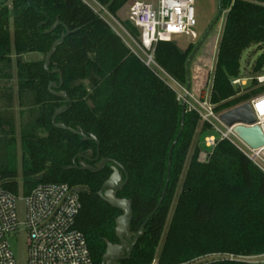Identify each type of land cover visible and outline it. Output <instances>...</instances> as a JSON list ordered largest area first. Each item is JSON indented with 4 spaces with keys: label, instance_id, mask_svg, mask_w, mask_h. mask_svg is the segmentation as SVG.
<instances>
[{
    "label": "trees",
    "instance_id": "16d2710c",
    "mask_svg": "<svg viewBox=\"0 0 264 264\" xmlns=\"http://www.w3.org/2000/svg\"><path fill=\"white\" fill-rule=\"evenodd\" d=\"M98 1L117 17L130 0ZM222 8L227 14L211 101L219 105L218 110L227 111L264 92V85L255 79L264 73V53L252 68V81L242 89L231 84L242 76L244 52L264 46V0H222ZM57 21L61 25L50 32ZM123 24L141 40L131 22ZM65 26L72 33L57 48L50 70H61V90L70 97L71 107L57 123L96 136L98 160L95 142L52 123L55 111L68 103L48 90L51 83H59V76L46 72L44 63ZM194 49L191 44L181 51L173 40L161 41L156 45V62L186 87V63ZM29 54L44 60H24ZM12 71L18 100L22 103L32 95L38 117L22 132L20 170L1 157L0 185L15 195H28L40 184L82 188L76 229L85 236L94 264H102L108 245L118 243L116 221L122 214L98 196L113 165L98 173L67 168L83 154L85 158L75 162L78 166L98 167L102 160L111 159L126 169L129 180L117 198L131 201L134 237L162 197L169 149L181 126L182 103L166 80L81 0H0V82L11 81ZM7 97L13 99L12 94ZM6 127L15 128L8 116L0 114V130ZM199 127L200 140L189 159ZM208 134L209 127L201 126L199 115L186 112L163 202L144 226L131 256L119 264H150L161 244L162 264H252L225 256L264 255V172L228 141L220 142L208 160L200 162ZM210 256L218 258L194 263Z\"/></svg>",
    "mask_w": 264,
    "mask_h": 264
},
{
    "label": "built area",
    "instance_id": "2783aa9c",
    "mask_svg": "<svg viewBox=\"0 0 264 264\" xmlns=\"http://www.w3.org/2000/svg\"><path fill=\"white\" fill-rule=\"evenodd\" d=\"M81 1L107 23L148 68L183 89L184 95L180 96L166 81L176 91L177 99L185 103L186 112L197 113L200 122L209 127V134L204 138L207 154L203 153L202 158L199 156L200 162H206L220 142L228 141L264 172V146L251 148L235 132L240 124L228 126L221 120V115L229 110L220 111L219 105L212 103V89L210 92L206 88L194 93L191 88L187 93L186 88L167 75L156 62L155 50L159 42L172 41L178 35L197 38L193 30L197 26L195 0H156L154 3L133 1L128 7V21L142 33L140 41L131 35L107 6L98 0ZM253 79L246 72L233 79L231 84L234 88L242 89ZM255 79L259 84H264V74ZM247 103L251 105L256 122L245 126H258L264 135V92L252 97ZM75 190L68 184H40L28 195H15L0 185V264H17L8 237L17 232L22 224L18 219V201L22 199L25 202L23 225L27 230L28 264H94L85 236L76 229L82 204L79 192ZM225 257L252 264L250 259L259 257L264 263V255ZM150 264L162 263L156 256Z\"/></svg>",
    "mask_w": 264,
    "mask_h": 264
},
{
    "label": "rangeland",
    "instance_id": "374dc122",
    "mask_svg": "<svg viewBox=\"0 0 264 264\" xmlns=\"http://www.w3.org/2000/svg\"><path fill=\"white\" fill-rule=\"evenodd\" d=\"M133 1L154 3L156 0H130L127 5L118 13V19L124 23L128 20V7ZM219 1L220 0H195V13L197 26L193 28L197 38L191 39V37L186 35H178L173 37V41L179 47L181 51H185L186 48L193 44L195 47L207 32L209 27L214 22L216 16L219 12ZM233 1V0H232ZM227 10L222 8V15L217 23L212 28L207 39L203 43L200 50L197 52L196 56L191 62L190 72H191V88L194 93H198L201 89H206L210 92L213 83V72L216 63V57L218 53V48L220 44V39L223 31L224 20L226 17ZM140 33V39H142V33ZM261 48V49H259ZM253 47L244 52L241 59V75L249 72V77H252V68L256 60L264 53V46ZM26 61H38L44 60L43 56L36 54H29L24 57ZM13 79L11 81H1L0 82V114L2 116H8L14 125V131H11L9 127L5 128V131L0 130V159L3 156L6 160L15 163L16 167L20 170L21 163V147H22V132L23 130L30 126L33 121L38 117V109H34L33 96L29 95L24 98L23 102L20 103L17 97V79L16 72L12 71ZM264 74V73H263ZM165 80V77H164ZM171 86H173L180 96L184 95L183 89H180L172 82L166 80ZM264 85V84H263ZM186 88V87H185ZM8 94H12V100L9 101ZM201 126H203L201 122ZM200 128L198 129L197 135L194 140V144L189 155V159L193 152L196 144L199 143ZM213 133V132H212ZM12 144H11V143ZM14 145V146H13ZM204 148L201 151L202 154L207 152V148L202 143ZM207 154V153H206ZM188 164V163H187ZM18 219L22 224L19 230L12 233L8 237V241L11 246V250L14 254V258L17 264H28V245H27V230L23 222L25 221V202L24 200L18 201ZM162 244L158 250L156 256H158ZM218 256H210L202 260H198L194 263L200 261H210L212 259H217ZM254 264H264L261 263V258H251Z\"/></svg>",
    "mask_w": 264,
    "mask_h": 264
},
{
    "label": "water",
    "instance_id": "95a60500",
    "mask_svg": "<svg viewBox=\"0 0 264 264\" xmlns=\"http://www.w3.org/2000/svg\"><path fill=\"white\" fill-rule=\"evenodd\" d=\"M222 15V0L219 1V12L216 16L214 22L209 27L207 32L204 34V36L201 38L191 55L189 56L187 63H186V71H187V85H186V92L189 93L191 90V72H190V65L194 57L196 56L197 52L202 47L203 43L207 39L209 33L211 32L214 25L217 23V21L220 19ZM61 25V22L57 21L52 29L53 31L57 26ZM72 33V31L65 26V32H63L59 39H57L51 46L49 52L45 56V63H44V69L46 72H51L52 74H57L59 76V83H51L48 87V90L50 93H52L55 97L64 99L68 106H63L59 109H57L52 117V123L53 126L72 132L80 137H82L83 140L88 141L91 140L96 143L97 145V157L96 160L99 159V147L100 143L96 136L89 134L86 135L83 131L74 130L71 127L66 126L63 123H57V118L68 111L71 107V99L65 93L63 90H61L64 79L63 74L61 70L56 69L51 71L50 65H51V59L54 56V54L57 51V48L61 46L67 36H69ZM187 98V94L185 95V99ZM185 114H186V105L185 103H182V118H181V126L178 135L176 136L174 142L172 143L170 149H169V157H168V166H167V178H166V184L162 193V197L159 201V204L157 208L151 213V215L146 219L144 224L141 226L137 234L132 238V235L130 233V226L133 220V210L131 201L127 199H119L117 198V192L121 190L128 182L129 175L126 171V169L119 164L118 162L106 159L102 160L100 162V166L95 167L91 166L85 163H82L81 166H78L75 164L76 160L78 158H85L83 154L77 155L73 160V165L69 166L67 169H82V170H91L95 173H98L102 171L108 164L113 165V173L110 176V178L103 184L101 190L98 192V196L103 199L106 203H108L110 206H112L114 209L120 211L122 214L118 217L116 221V237L118 239L117 244H109L107 247V250L103 256L102 264H119L120 261L128 259L134 248L135 245L139 239V237L143 233V228L146 225V223L150 220V218L154 215L156 210L159 208V206L162 204L163 199L166 195L169 183H170V176H171V165H172V154L173 150L179 141L180 137L183 134L184 126H185ZM221 120L227 124L228 126H232L235 124H240L235 129L236 134L245 142L247 143L251 148L253 149H259L264 146V135L262 133V130L260 127H250L245 125H253L256 122L255 115L252 111L250 103L242 104L236 108H233L224 114L221 115ZM75 191L81 192L83 191L82 188H78Z\"/></svg>",
    "mask_w": 264,
    "mask_h": 264
},
{
    "label": "crops",
    "instance_id": "0c3cea01",
    "mask_svg": "<svg viewBox=\"0 0 264 264\" xmlns=\"http://www.w3.org/2000/svg\"><path fill=\"white\" fill-rule=\"evenodd\" d=\"M227 14V13H226ZM224 23H225V20H224Z\"/></svg>",
    "mask_w": 264,
    "mask_h": 264
},
{
    "label": "flooded vegetation",
    "instance_id": "af4514ba",
    "mask_svg": "<svg viewBox=\"0 0 264 264\" xmlns=\"http://www.w3.org/2000/svg\"><path fill=\"white\" fill-rule=\"evenodd\" d=\"M100 166V165H99ZM132 238H133V236H132Z\"/></svg>",
    "mask_w": 264,
    "mask_h": 264
}]
</instances>
